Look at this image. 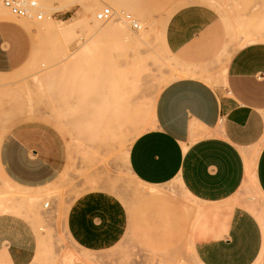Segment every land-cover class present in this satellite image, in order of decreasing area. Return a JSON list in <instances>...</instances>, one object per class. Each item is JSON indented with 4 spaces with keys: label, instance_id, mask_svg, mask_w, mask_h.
Listing matches in <instances>:
<instances>
[{
    "label": "rangeland",
    "instance_id": "374dc122",
    "mask_svg": "<svg viewBox=\"0 0 264 264\" xmlns=\"http://www.w3.org/2000/svg\"><path fill=\"white\" fill-rule=\"evenodd\" d=\"M37 1L45 13L42 20L19 18L0 0V13L11 16L0 14V18L18 28L17 64L0 75L8 83L0 86V214L20 215L33 226L38 249L31 264H200L194 251L195 228L205 207L180 180L148 185L127 165L134 139L154 124L159 93L184 74L165 45L163 30L186 0ZM58 4L66 6L55 10ZM105 5L115 13L106 23L96 18ZM215 5L235 48L264 44V0H218ZM122 11L130 13L140 28L127 23ZM50 20L59 31L45 24ZM115 26L119 28L115 38L100 37ZM134 59L147 66L143 90L135 99L141 106L137 120L116 137L92 138L94 111L100 104L109 106L113 92L101 76L98 94L86 96V62L96 63L100 75L106 76L109 63L124 67ZM23 123L47 125L63 141L64 163L43 186L13 182L1 163L5 137L14 125ZM90 192L110 195L124 207L123 236L106 249L83 248L67 227L72 204ZM150 192L157 196H149ZM28 197L34 198L33 203L23 204ZM238 197L252 200L250 209L264 229V198L254 188L242 189Z\"/></svg>",
    "mask_w": 264,
    "mask_h": 264
},
{
    "label": "crops",
    "instance_id": "0c3cea01",
    "mask_svg": "<svg viewBox=\"0 0 264 264\" xmlns=\"http://www.w3.org/2000/svg\"><path fill=\"white\" fill-rule=\"evenodd\" d=\"M217 1L186 0L168 18L164 42L184 74L159 93L154 124L134 139L127 165L148 185L180 180L205 207L195 228L200 264H264L263 226L252 200L238 197L254 188L264 198V44L235 48ZM17 35L0 18V75L17 64ZM64 160L60 135L44 124L14 125L3 141L4 171L21 186H43ZM123 208L110 195L84 194L68 212V230L85 249L111 247L124 233ZM37 249L27 219L0 214V264H31Z\"/></svg>",
    "mask_w": 264,
    "mask_h": 264
},
{
    "label": "bare ground",
    "instance_id": "6f19581e",
    "mask_svg": "<svg viewBox=\"0 0 264 264\" xmlns=\"http://www.w3.org/2000/svg\"><path fill=\"white\" fill-rule=\"evenodd\" d=\"M35 1L38 3L37 0ZM65 6L66 5L58 4L54 8L55 10H62ZM38 7H39V10L41 11L39 3H38ZM41 12L45 14L43 11ZM96 18H97V15H96ZM132 18H133L132 16H131V19H128L127 17H125L124 20H126L127 23H131V25L137 23L139 25L138 27L139 29L140 24L137 21H135L134 18L133 19ZM23 19H34V18H23ZM48 20H49V17H48ZM97 20L99 19L97 18ZM109 21H106V22H109ZM100 22H104V21H100ZM45 24H47V26L51 29V31H59L57 24L52 22L51 20L46 21ZM116 27L117 26L113 27L110 30H106L100 35V37L101 36H103V38L110 37V36L114 37L117 34L118 29H119L118 27L117 28ZM101 66H104V65L101 64ZM108 66L110 68V71L105 76V74L103 73L102 75H100L101 71L100 69H98V65L96 63L92 61L86 62V96L94 95L97 93L98 87H99L98 83L100 81V78L102 77L105 78V80H103L104 86L109 87L111 91L113 92V99L111 100L109 106L103 103V104H100L99 108L95 109L94 111L95 117H93V122L89 130L90 136L94 139H99V138L103 139V137L108 134L113 137H116L118 134H120L122 129H124L125 125L137 120L139 116L137 110L139 107H141L140 103L136 102L135 99L138 98L137 96L143 90L142 80L144 78V75L147 74L146 73L147 72L146 63L140 60L134 59L131 62H129L128 65L124 67L115 65L113 63L111 64L109 63ZM33 199H34L33 197H28V199H25L23 204H26V203L32 204ZM18 207L20 208V205H18ZM21 207L24 209L22 205ZM10 209L12 210V208ZM13 209H16V208H13ZM18 211L19 210H17V212Z\"/></svg>",
    "mask_w": 264,
    "mask_h": 264
},
{
    "label": "built area",
    "instance_id": "2783aa9c",
    "mask_svg": "<svg viewBox=\"0 0 264 264\" xmlns=\"http://www.w3.org/2000/svg\"><path fill=\"white\" fill-rule=\"evenodd\" d=\"M1 5L7 8L13 15L19 18L42 19L44 14L39 10L38 3L35 0H1ZM122 15L131 19V14L122 11ZM131 15V16H130ZM114 17V10L106 6L97 12V18L100 21H109ZM133 19V18H132ZM134 29H138L137 23L132 24Z\"/></svg>",
    "mask_w": 264,
    "mask_h": 264
}]
</instances>
